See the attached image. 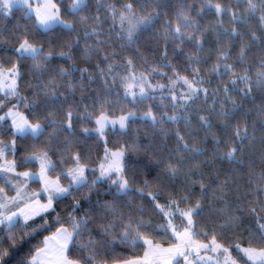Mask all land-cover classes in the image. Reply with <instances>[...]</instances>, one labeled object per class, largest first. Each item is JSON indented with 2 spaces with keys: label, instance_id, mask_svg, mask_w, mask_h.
Wrapping results in <instances>:
<instances>
[{
  "label": "snow or ice",
  "instance_id": "6c2138e0",
  "mask_svg": "<svg viewBox=\"0 0 264 264\" xmlns=\"http://www.w3.org/2000/svg\"><path fill=\"white\" fill-rule=\"evenodd\" d=\"M0 22V264H264V0H0ZM138 120L147 143L107 146Z\"/></svg>",
  "mask_w": 264,
  "mask_h": 264
},
{
  "label": "trees",
  "instance_id": "16d2710c",
  "mask_svg": "<svg viewBox=\"0 0 264 264\" xmlns=\"http://www.w3.org/2000/svg\"><path fill=\"white\" fill-rule=\"evenodd\" d=\"M95 2L96 0H93V6H95ZM105 2H116V0H105ZM121 2H123V0H121ZM189 2H191V0H189ZM17 16H19V14H17ZM2 23V22H0ZM13 23H15V21H13ZM161 43H163L161 41ZM146 55L149 56V59H153V57L146 53ZM171 58V57H170ZM155 59H159V57H155ZM96 61V58H93V62ZM214 62V61H213ZM231 62V61H230ZM61 63V66L67 67L68 65L63 64V62H59ZM80 67H85L84 64H80ZM239 70V69H238ZM167 71V70H165ZM206 71V69H205ZM182 75H184L185 73H181ZM169 75H171V73L169 72ZM77 76H79V73H77ZM227 79V77L225 78ZM153 83L156 82H160V83H167L166 80L162 79L160 76H155L154 79L152 80ZM215 85H213L214 87ZM92 88H97L98 85H91ZM179 87V86H178ZM240 87H243V85H240ZM27 95V92L25 93ZM78 98V95H77ZM257 104L259 103V101L256 102ZM252 105H248V108H251ZM22 111L24 109H21ZM247 111V109H246ZM115 115L118 116L120 115L119 109L115 110ZM255 119V112H253L251 114V116L249 117V122L251 123L252 120ZM92 126V125H89ZM168 127H175V125H169ZM153 133V129L151 127V125L149 123H146L145 121H141L138 120L137 122H135L134 124H132L131 129L127 132L121 133V132H112L109 131L107 133V139H108V147L111 149H115L120 147L121 145L125 144V143H132L134 141H143L144 143H147V140H145V136L146 135H151ZM203 132L200 133V136L203 137ZM88 149H90V156L93 160H95L97 157H102L103 156V152H104V143L103 141H98L97 139H91L87 142V145L85 146V150L87 151ZM95 166V165H93ZM261 167L259 166V164L255 165V172L258 174L261 172ZM33 187L35 188L36 185H33ZM85 191H87L85 189ZM101 192H103V187H101L100 189ZM110 199V198H109ZM141 201L139 199H137L136 203L139 204ZM164 201L161 200V203H163ZM146 204V202H145ZM147 207V204H146ZM149 213L151 215H153L158 221H159V217L156 216V214L154 212H152L151 208L149 207ZM35 243V242H33ZM30 248V245H26L21 249H18L15 253V255L13 256V264L15 262V260H17L20 256L24 255ZM118 251L124 255V256H132V255H142L143 253V249L142 248H136V249H132V248H120L118 249Z\"/></svg>",
  "mask_w": 264,
  "mask_h": 264
}]
</instances>
